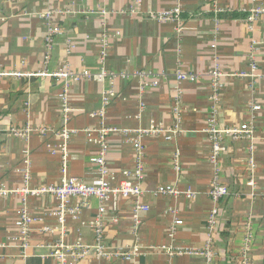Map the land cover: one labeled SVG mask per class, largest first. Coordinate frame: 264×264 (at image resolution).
Wrapping results in <instances>:
<instances>
[{
  "label": "crops",
  "instance_id": "crops-1",
  "mask_svg": "<svg viewBox=\"0 0 264 264\" xmlns=\"http://www.w3.org/2000/svg\"><path fill=\"white\" fill-rule=\"evenodd\" d=\"M177 5L182 9L180 33L175 21L157 18L158 11ZM259 6L264 7V0H0V185L21 188L26 169L31 187L61 182L58 132L64 125L60 92L65 82L40 75L43 71L68 64L76 72L93 73L70 85L68 125L77 130L69 143L71 176L85 182L97 177L91 158L98 150L100 120L91 114L109 91L113 95L106 124L118 129L107 140L113 185L135 168L132 140L138 131L152 125L165 129L142 136L145 178L138 200L147 210L136 212L131 197H73L71 204L80 211L66 217L65 241L91 245L92 224L103 205L108 210L106 246L130 251L137 247L139 254L111 261L90 254L72 264H243L248 228L254 232L250 264H264V13L249 18ZM47 10L64 11L51 19L62 31L53 36L50 48V29L40 16ZM253 61L257 75H234L250 71ZM215 63L226 74L216 103L210 74ZM179 70L193 78L179 81ZM103 71L116 75L101 76ZM214 104L218 125L251 122L255 133L253 138L223 140L221 179L230 193L219 202L218 223L211 232L214 167L205 129ZM26 126L33 128L28 138L12 134V129ZM163 185L180 194L156 193ZM188 190L195 195L188 196ZM23 207L38 218L24 253L17 239ZM57 208L52 194L0 195V264H60L51 255V245L61 234ZM176 219L182 223L174 224ZM45 226L54 231H45ZM210 241L215 250L211 260L171 252L177 247L202 249Z\"/></svg>",
  "mask_w": 264,
  "mask_h": 264
},
{
  "label": "built area",
  "instance_id": "built-area-1",
  "mask_svg": "<svg viewBox=\"0 0 264 264\" xmlns=\"http://www.w3.org/2000/svg\"><path fill=\"white\" fill-rule=\"evenodd\" d=\"M140 3L141 0H138ZM64 11H52L47 10L43 11L40 16L47 20V24L49 26V35L47 36L48 47H51V43L53 41V36L55 34L61 33V28L57 25H54L51 22V19L54 14L62 13ZM135 12V10H132ZM264 13V7H256L251 10L250 19L253 20L257 18L259 15ZM182 9L180 5H177L171 9H166L157 12V18L160 21L173 20L177 23V32L181 31V18H182ZM47 59L49 56L46 57ZM3 70L0 65V75L3 74ZM257 65L253 61L251 63L250 71H242L238 73H234L235 76H243V77H254L257 75ZM138 75L146 76V72H135ZM40 75L51 76L58 80H63L65 82L62 91L60 92V97L63 102V112H64V125L58 132V135L61 138V143L59 145V152L61 156V182L59 184L52 185H44L38 187H31L29 185L30 180V172L26 169L24 185L19 189H9L3 185H0V195L8 196L12 193H19L23 195V197H27L29 195H40V194H52L58 199V208L55 211V215L58 218V229L60 230V239L51 245V255L55 257L60 264H72L80 261L90 254H94L98 259L105 260H114V259H125L131 260L134 256L139 254V249L135 247L134 249L125 250L122 248H114L111 249L105 244V220H106V212L108 211L103 205L100 207L99 212L92 226L95 231V242L91 245H86L80 241L74 243H68L65 241V236L67 234L66 228V217L68 215L77 216L80 211V206H74L71 204V199L73 197H78L82 200H87L92 197H96L101 201H105L110 197H131L136 199V212L138 210H147V206L141 204L138 198L142 195V183L145 178V148L142 141V136L145 134H157L164 132L165 129L152 125L149 128L141 129L138 131V134L135 139L132 140L135 150H136V161L135 168L132 172H125L126 178L120 181L118 185H113L110 179V168L107 163L108 156V136L118 131L116 127H110L106 124V114H107V106L110 102L111 96L113 95L112 91H109L103 97V105L101 108L92 113V116L98 117L100 120V126L96 129L97 137L95 141L98 145L97 153L91 158V161L97 165V177L91 182H85L78 177L71 176L68 173V164L70 160V150L69 143L73 134L77 131L74 128L69 127L68 123L70 120V104H69V92L70 85L72 81L80 80L81 78H88L93 75L89 70H83L81 72L74 71L68 64L61 65L56 70L53 71H43L39 73ZM212 77V90L215 103L218 99V92L220 89L221 79L224 74L217 63H215L212 72L210 73ZM113 76L116 73L103 71L101 76ZM189 78H193L192 74L184 73L181 70L177 71V79L179 81H183ZM145 82L143 81V85L141 87V92H144ZM142 108L144 107L143 103L141 104ZM254 109L258 107L256 105L253 106ZM179 106L175 108V111L179 113ZM217 106L214 104L212 107V115L209 118L208 125L205 129V132L208 134L209 138L212 141V151L210 154V162L214 167V176L211 181V188L209 190V195L214 202V207L210 211L209 214V230L211 232L217 226L218 223V213H219V202L226 196L229 195L230 191L226 184H224L221 180V166L219 163L220 156L222 154V143L226 136L232 137L233 139H243V138H253L255 133V127L251 122H245L238 126H220L217 122ZM33 131V128L30 126H26L24 128H14L12 129V134L15 136L28 138L30 133ZM42 133H45V129L40 130ZM172 130L171 132H173ZM175 132V131H174ZM168 138L170 136L168 135ZM56 152V151H55ZM28 163V161H26ZM251 166L254 167L253 159L250 160ZM255 181L253 179L250 180V185H254ZM156 193L159 194H168L177 196L180 194V191L172 186L163 185L158 187ZM188 196H194L195 193L188 190L185 192ZM137 216V215H135ZM38 218L32 216L26 207H23L20 212V217L17 221V225L20 231L19 237L17 238L20 242V247L23 253L29 247L30 242V233H31V225L36 222ZM181 219H176L174 224H181ZM45 231L53 232L54 229L45 226ZM254 242V232L251 228H248L243 240L242 245V257L243 264H250L249 252L251 246ZM172 254L176 255H203L208 260H211L215 256V250L213 245L210 242L206 244V246L202 249H194L189 247H177L171 250Z\"/></svg>",
  "mask_w": 264,
  "mask_h": 264
},
{
  "label": "trees",
  "instance_id": "trees-1",
  "mask_svg": "<svg viewBox=\"0 0 264 264\" xmlns=\"http://www.w3.org/2000/svg\"><path fill=\"white\" fill-rule=\"evenodd\" d=\"M222 180V179H221ZM223 182V181H222ZM224 183V182H223ZM225 184V183H224ZM250 253V252H249Z\"/></svg>",
  "mask_w": 264,
  "mask_h": 264
}]
</instances>
